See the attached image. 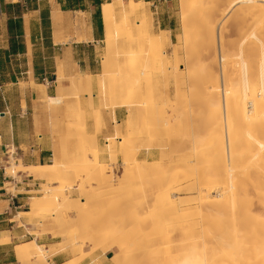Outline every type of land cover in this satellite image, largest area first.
Listing matches in <instances>:
<instances>
[{
  "label": "bare ground",
  "instance_id": "bare-ground-1",
  "mask_svg": "<svg viewBox=\"0 0 264 264\" xmlns=\"http://www.w3.org/2000/svg\"><path fill=\"white\" fill-rule=\"evenodd\" d=\"M259 2L261 4H259ZM239 3L246 5L247 11L250 13L249 15H251V21L247 24V26L249 28V29L247 28L248 31H245V32H247V34L244 32L246 34V35L244 34V36H246V37L245 38L242 37L243 38L242 41L240 40L238 42V47H239L238 56L239 57L238 56L237 57H238V59L242 58L241 59V64H242L241 66H243V68H240V69H242L241 71L243 72V75L241 74L242 72H240V74L242 75V76L240 75L242 77L240 82H239L240 84H238V85L232 84V85H228L227 87H225L226 83H228L229 80H228V82H225V84H223V86L225 85L223 92H222V94L224 95L223 96L224 102H222L224 107H223V110L219 111L218 115H219L220 120L218 119L217 121L218 122L220 121L219 124L220 123L223 124L224 121L228 123V124L226 123L228 125L227 126L228 134L225 137H224V135H225L224 133H223L224 135L222 134L223 136L221 135L222 137L220 135H219L220 137L215 135L214 131H213L215 129V126H214V124L213 125L211 124L207 128L209 130L208 132L201 134L199 132H192L193 131V129H192V131L190 133H187L183 136L180 135V137H179L180 139L176 138L177 139V141H176L175 140L176 136L173 137V135H174L173 132H171L173 135H171L169 133V131H171L170 124H169L170 119L168 120L165 117V116H167L166 111L168 108L167 107L168 104L166 102H164L165 100L162 102V104L151 102L152 104L150 106H148L150 108V110H146V112H148L149 114H150V112H153V116L155 114V118L157 117V120H160L161 118H163L162 119L163 121H157L156 122L155 119L151 121V122H153V121L156 122L155 125L153 124L154 125L153 129H155V133L157 135L154 138L155 140H157V142L155 141L156 144H154V146H156L155 148L159 149L160 156H162V157H160V159H161L160 161H158L156 163L151 162V164L149 163V161H148L149 164L145 163V162H143V163L138 162L137 163L133 158V160L136 162L134 165L138 169V171H140V172H144L145 170L147 172L149 169L152 170V168H154V171L158 170V166L163 165V164L169 165V170L167 172V176L165 177V179H166L165 182L159 183L158 186H156L157 188L156 187H155L156 189L154 188L155 189V191L153 193L154 196H153V198H151V201H150V202H152V207H153V210L155 212L154 217L151 218L150 220H147V219L142 220L141 217L145 216V215H141V217H140V213L142 212V211L140 212V210H142V207H146V206H144V204L146 203V199H145L146 195H144L145 197L142 196L141 198H138V200H136L135 203L133 202L134 205L131 206V207H133L132 211H131V209L127 208L129 211H131V213L128 215V217L126 219H124V222L121 223L122 226L127 227V229L129 227L134 226L135 227L134 230L138 229V232H139L138 234L140 236L142 235V237L143 236L146 237L145 239L149 238L148 241L146 242V246H148V251L144 250V253L142 256L143 258H144V254L146 251L147 253H149V255L151 257H153L152 259H154L156 261L162 260L166 264L167 263L169 264V262H171V261L175 264H264V215L261 216L258 213V211L254 212V210H253L255 201L264 208V32H263L264 31V25H262V23L264 22V5H262V4H264V0H230L229 6H235ZM204 4L205 3H203L201 0H185L184 1L183 7L186 8V16L185 17L188 19L186 20V18H185L186 22L184 21L183 27H185V28H183V31L185 30L186 32L187 31H189V33L191 32L192 35L195 37V39H194V37H192V39H194V40H196V38L200 39V40L204 39L203 34H204V32L207 31L208 33H211V35L209 37L210 43L215 45L216 44V38H217L215 35H217V34H214V33H216L215 31L217 29L215 30L214 29L215 26L212 27V25L208 24L207 21H205V19H203V17H199L201 14L198 15L199 10L204 7ZM153 5H154L153 1H145V0H109V1H105L102 3L101 13H102V20H103V23H104V26L106 29L105 42L107 44L106 46L108 47L107 52H109L111 50L113 53L116 54V50H113V48H115L116 43L118 42L119 38L122 36L124 37V35H125V37L128 38L127 40L129 42L137 40L136 34L132 30H130V29H132L130 24L133 21V19L141 13H142V15H144V18L141 21L137 22L138 26L147 25L148 22H151V17L147 14V9H151L153 7ZM202 10L208 11V7L206 9L204 7V9H202ZM202 12H204V11H202ZM203 15L204 14H202V16ZM62 16H63V11L60 8H58L54 12V15H53V20H54L53 22L55 25H59L62 22V20H63ZM129 26H130V28H129ZM188 26H189V28H188ZM217 26H218V24H217ZM243 28L246 29V27H243ZM212 29H214V30H212ZM141 33H142V31H141ZM147 34H148V36L144 34L145 35L144 38H146L144 40L146 43L148 42V44H145V47L144 46L139 47L136 50H132V51L127 50V51H129L127 54L131 55L132 53L135 52V56H136V54L137 55L139 54L141 56V54H143V52H148L149 54H147V59L149 58V61L147 60L145 62V59H146L145 56H143L144 60H142L143 58L140 57L141 61H143V64H140V65H138V64L136 65V63L133 64L134 66L132 68L127 69L126 74L127 73L130 74V72L131 73L133 72L131 77L134 80H136L139 84H141L140 81H142V77H140L141 74H143V76H144L145 73L147 72V76H146L147 79H149V80L151 79L149 77L151 76L150 73L152 74V72L149 71V73H148V70H147L148 64H149V66L154 67L157 70V72H159L160 74H165L169 69L170 70L172 69L173 72L175 71L174 72L175 77L179 73L183 74V72L178 71L179 70L178 68L180 67L179 64L183 63L181 59H177V57H176V56H178L177 54H179L178 50L175 51L174 57L176 59H173V60L170 59V57L168 55H166V53H165L166 50L165 51L163 50L164 43L167 41L166 29H161V32L159 34H156L153 31H151L149 33L147 32ZM204 35H206V34H204ZM242 35H243V33L241 34V36ZM185 36L183 38L187 39L188 38L187 34ZM241 36H239V38ZM220 37H222V34ZM180 38L183 39L182 37H180ZM186 39H185L186 42L191 41V40H188V39L186 40ZM220 40L222 42V40H224V38H220ZM246 40H247V43H245ZM201 41L204 43V40H201ZM181 42H183V41L181 40L180 43ZM189 43L187 42L185 44L189 45ZM207 43L210 44L208 42V40H207ZM177 44H179V43H177ZM182 44H184V43H182ZM182 44L180 46H182ZM198 44L197 45L192 44V45H194L192 47L193 48L195 47L194 50L195 49L198 50V48H199ZM127 45H129V44H127ZM125 46H126V44H125ZM166 46H167V44H166ZM190 46H191V44H190ZM121 47H119V48H121ZM192 47H190V49H192L191 51L194 53ZM207 47L208 46H205V49H208ZM129 48H131V47L129 46L128 49ZM201 48H203V44H202ZM111 51H110V53H106V56L104 57V63L108 68H110V61L112 58V52ZM120 51L121 50H118L117 52H120ZM224 51L225 50H223V52ZM228 51H227V53H228ZM198 52H200V51H198ZM214 52H215L214 58L216 59V57H218L216 55H217V53H219L218 49H215ZM232 52L235 55L236 52L235 53H234V51H232ZM232 52H229V53H232ZM120 54H123V52H120ZM224 54L227 55L226 53H224ZM224 54L222 56L223 60L226 59V56H224ZM233 54H231V56ZM148 55L150 57H148ZM245 56H246V58L247 57L250 58V63L247 62V60L245 59ZM234 57H236V55ZM134 59H136V58L134 57ZM229 60L230 59H228V62H229ZM231 60H233V59H231ZM231 60H230V62H231ZM239 60L234 59V62L235 61L237 62ZM225 61H227V60H225ZM234 62L233 63L231 62V65L234 64ZM180 65H182V64H180ZM226 65L229 66L230 63H228ZM223 66H225L224 62H223ZM223 66H222V68H223ZM236 66H239V64H236ZM31 67L32 66H30V69H31ZM233 67H231V69ZM116 68L119 69L118 66ZM235 69L233 71H236ZM172 70H171V72H172ZM224 71H223V73H224ZM171 72L168 74L172 75ZM60 74H63V73L60 71ZM148 74L150 76H148ZM182 74H181V76L183 78L184 75H182ZM75 75H77V74H75ZM88 76L89 75H87L86 77H88ZM98 77L100 79L99 81H103V78H102L103 74L102 73H100L98 75ZM228 77H229V75H228ZM234 77H235V75H234ZM75 78L76 79L73 80V83H72L73 87H81L83 84H85V79H84V77H82V75L78 74ZM149 80L147 82H149V84H150L151 80L150 81ZM145 82H146V80H145ZM207 82H208V80H207ZM33 84H35L34 81H33ZM41 84H36V86H41ZM132 84L133 83H130L128 85L126 84L127 86H125V87H127V88H126L124 94L128 95V93L131 92L130 98H132V96L138 98L139 94H140V97L143 98L141 95L142 91L140 93L138 92L140 89L138 91H136L138 89L137 86H139V85L135 86ZM151 84H150V86L152 87ZM230 84H231V82H230ZM208 85H209V83H208ZM141 86H139V88H141ZM146 86H148V84L147 85L145 84V87ZM218 86H220V84H218ZM88 87H90V85H88ZM206 87H207V85L205 86V88ZM215 89H217V88L212 87V86L210 88L206 89L207 94H206L205 99L208 102H210L209 104H211L212 100H215V99H213V96L215 95L214 92H216ZM40 90L41 89H39V91ZM89 90H90V88H89ZM219 90H221V89H219ZM196 91L197 90H195L194 92H196ZM76 94H77V92H76ZM191 96H192V94H191ZM39 97H41L42 99L46 97L47 100L51 103L57 104V102H60V98H58L56 96H48L44 89H42L39 92ZM203 97H202V99H204ZM169 99H170V96H169ZM189 99L191 100V98H189ZM37 100H40V99H37ZM129 100H131V99H129ZM138 100L141 101L142 99L138 98ZM159 100L161 101V99H159ZM193 100H194V98H193ZM126 101H128V100H126ZM218 101H219V98H218ZM130 103H131L130 101H128V103L126 102V104H124V106H126V107L130 106ZM133 103H136V102H133ZM139 103L142 104V102H139ZM145 105H147V104H145ZM218 105H219V102H218ZM176 106H178V105H176ZM148 107H147V109H149ZM182 107H183V105H182ZM132 108H130V109H132ZM182 109H184V108H182ZM137 110H138V108H137ZM173 110H174L175 114L173 112H171V113H173L174 114L173 116H176V118H179L177 121L180 122L181 118H183V117L186 119V116L188 114L183 113V112L188 111V110L185 109V111L183 110L182 113H180L178 111V109L177 110L173 109ZM113 115H115V114H113ZM182 115H184V116H182ZM133 116H130V118H128V120L126 121L127 123L124 127L125 132L127 134V138H128V135H130V132L133 130V124L132 123L136 121V118H133ZM142 120H144V119H142ZM172 120H174V118ZM211 120H213V118ZM146 121H147V119L144 121V123ZM151 122L149 121L150 125H149V123H147V125H148L147 126L145 123V125L143 126V121H142V124H141L142 126H140L141 129H143L144 132L147 131L146 129H148V128L151 130V128H150L152 125ZM176 123H178V122H176ZM212 123H213V121H212ZM146 126H147V128H146ZM175 126L176 125L173 126L174 131H175V129H174ZM221 127H222V125H221ZM223 128L221 130H225V128L224 129ZM195 129H196V127H195ZM121 131H120V133L122 134ZM164 131L167 133L166 135L163 134ZM146 133L147 132H145L144 134H146ZM149 133H151V131L150 132L148 131V134ZM141 135H143V134H141ZM152 135H153V133H152ZM172 137L174 138V140L171 141ZM116 138H119L121 140L122 137L109 136L106 138L105 145H106V147H109V150L115 151V148L117 146L116 142H115ZM165 138L168 139L167 140L168 145L166 144ZM137 144H138V142H137ZM174 144H177V145L184 144V145H186V148L188 146L189 147V149H188L189 153L187 155L181 157L179 160L175 159L173 156L169 157L168 155H166V153H168L170 151V149L172 150V146ZM121 145L122 144H120V146ZM129 145H127V143L126 144L124 143V145H122V146H124L123 148H127L125 146H129ZM128 149L129 148H127L126 150H128ZM147 149H148V147H147ZM126 150H125V153H126ZM178 150H179V148H178ZM188 150H186V152ZM113 151H111V153ZM64 152H65V150H64ZM97 152H95V156L92 157V160H91L92 163H89L88 165H92L94 163V165L96 167L99 164L100 161H99V157L97 155ZM115 152H113V153H115ZM127 152H129V151H127ZM130 152H132V151H130ZM170 153H174V151L173 152L170 151ZM184 154H186V153H184ZM83 155H84V153H83ZM52 158H53V162L46 163V164H37L35 166L15 164L14 168H12V166L6 168V174L11 175V174H16L17 171H19V172L22 171V172H28L29 174L33 175L34 178L35 177L36 178H45V179L48 178V179L52 180V182H54L58 179H60L61 181L65 180V179L67 180V178L69 177L68 174L65 172V175H64L65 177L62 176V174H61V173H64L62 171L63 170L62 167L65 163L64 153L58 151L56 148ZM78 158H79L80 163H85L86 160L88 159V156L85 155V157L81 156ZM78 158L76 157V159H78ZM130 158L129 159L125 158V160L130 161L132 159V158L131 159ZM75 163H78V161H76ZM177 163L181 164V165H178ZM114 166H116V165H114ZM16 168H18V169H16ZM123 169H125L126 174H128L127 176L130 175V177H131L134 174L132 172V169H130V166L128 165V163H125V168H123ZM110 171H112V170L110 169ZM200 172H201V174H200ZM90 173L92 176L97 175L100 177L101 174L102 175L105 174V168L103 166L101 171L100 170L99 171L93 170V171H90ZM135 173H136V171H135ZM136 175H139V174L137 173ZM136 175H134V177ZM108 176H113V175L111 173V175H108ZM221 176H223V177H221ZM105 177H106V175H105ZM136 177H138V176H136ZM136 177H135V179H136ZM130 179H132V178H130ZM130 179H128L129 182H130ZM108 180L109 179H107V182H108ZM121 181H123V180L120 179L119 183ZM126 181H127V179H126ZM82 182L83 181L81 180L80 186L84 187L85 183L84 182L82 183ZM66 183L67 182L63 181L62 186H59V187H54L53 185L49 184L45 187V189H44L45 194H43V196L33 197L34 201L31 203L30 209L20 210L18 212V215H16L17 216L16 218L18 219L19 224L23 223L22 220L20 219L21 215H34L36 213H43V214L48 213V214H50V212H52V210L61 209V211L63 213L62 212L57 213V218H56L57 224H59V226L62 223H64L65 226L68 223H71V225H73L70 218H68V216L66 215V213H64V210H63V208H65L66 206L67 207L70 206V208H72L76 212V209H75L76 204L75 203L72 205L70 204L71 198L69 196V193L67 192V189H69V188H67ZM109 183H110V181H109ZM119 183H117V185ZM121 183H120V185H121ZM111 189L112 188H110V190ZM180 190L189 191V192L197 191V193L199 192L200 198L197 199L196 202L192 201V200L184 201L185 199H182L183 197L180 198L181 200H176L175 192L180 191ZM129 192H131V191H129ZM129 192H126V193H129ZM109 193H111V191ZM149 197H152V196H149ZM82 198H83V196H82ZM1 200H2V198H1ZM95 202L97 203V201H95ZM95 202H94V204H95ZM83 205H84V202H83ZM3 206H4V204L0 203V209ZM87 208H86V212H87V210L90 211L89 208L88 209ZM97 208L98 207H96V209ZM93 209L94 208H92L91 210L95 211ZM78 211H77V213H78ZM79 212H81V211H79ZM86 212H85V210H84V212H81L83 214L84 218H87V216L89 215V212H87L88 215L86 216V214H87ZM91 212H90V215L92 217ZM100 215H102V214H100ZM80 216H82V215H80ZM80 216H78V218ZM147 216H149V215H147ZM98 217H99V215H98ZM91 219L89 220V222L91 221ZM102 219H103V217H102ZM112 219H114V218H112ZM120 219L122 220L123 218L121 217ZM119 220H116V221L118 222ZM83 221H85V220H83ZM113 222L111 224H113ZM117 222H115V224ZM104 223H100L101 226ZM83 224L84 223H82L81 225H83ZM85 225H88V224H84L83 226H85ZM96 225L99 227L98 224H96ZM108 226L106 224V227H108ZM91 227H93V226H91ZM111 227H109L108 229H110ZM74 228H75V226H74ZM87 228H88V226H87ZM77 229L78 228L76 226V230ZM91 229H93V228H91ZM104 229H107V228H104ZM31 230H33V229H31ZM81 230H83V229H81ZM122 231L124 232L125 230L122 229ZM103 232H101V233H103ZM134 234L131 233V235H134ZM136 234H137V232H136ZM117 235H115L114 237L113 236L111 237V235H110V237L112 238L111 240H108V242L110 241V243L109 244L107 243L108 245L105 244L107 247V248L105 247V249L111 248L115 245H118L120 247V251H116L115 253H113L112 256L110 255L111 256L110 259L112 260V262L114 261V264H121L122 261L124 262L125 260H128V259H129V261H131V259L134 257V256L133 257L131 256V253L134 250L130 253V250H132V249H130L131 247H129L130 244L132 245V241L130 240L131 243L129 244V240L127 239L128 236L117 237ZM125 235H126V233H125ZM8 236L9 235L6 234V232L1 231L0 232V244L5 243L8 240ZM93 237H92V239H93ZM99 237H102V236H99ZM85 239H83V241ZM100 239H102V238H100ZM138 239H140V238H138ZM94 240H96V237L94 238ZM94 240H92L91 244L93 243L96 245V243H97V245H98V241H100V240H96V243ZM85 241H87V240H85ZM89 241H90V239H89ZM134 241H133V243H134ZM147 243L149 245H147ZM82 244H84V243H82ZM93 244H92V248H93ZM164 244H168L167 247L164 248ZM102 245H104V243H102ZM67 246H68V244H67ZM101 247L103 248V246H101ZM143 247L145 248V246H143ZM75 249L77 250V248H75ZM93 249H92V251H93ZM173 249L175 250L174 252H173ZM17 250H18V258L20 260V264H49L50 263L45 258L49 249H47L43 245L37 243V241L35 239H33L31 241L30 245L17 246ZM76 250H73V251H76ZM102 250L104 251V248ZM180 250L182 251V254H181ZM92 251H89L88 254ZM80 252H81V254H83L82 252L85 253L86 251H84V250L81 251V248H80ZM94 252H95V250H94ZM155 254H156V256H155ZM89 255L91 256V254H89ZM132 255H135V254H132ZM161 255H162V257L159 258ZM146 256L148 257L147 260H150L149 256L148 255H146ZM180 256H182L181 257L182 259L180 258ZM136 257L137 256L135 255L134 258H136ZM32 258H34V260ZM83 258H85V257H82V259ZM178 259L181 260L180 263H178L179 262ZM95 260H97V259H95ZM174 260H175V262H174ZM73 261L75 262L74 258H73ZM176 261H178V262L176 263ZM71 262H72V260H71ZM128 263L130 264L132 262H128ZM72 264H74V263L72 262Z\"/></svg>",
  "mask_w": 264,
  "mask_h": 264
},
{
  "label": "rangeland",
  "instance_id": "rangeland-1",
  "mask_svg": "<svg viewBox=\"0 0 264 264\" xmlns=\"http://www.w3.org/2000/svg\"><path fill=\"white\" fill-rule=\"evenodd\" d=\"M150 1L154 2L153 7L151 9H147V14L151 17V22H148L147 25L138 26L137 22L141 21L144 18V15H142V13L133 19V21L130 24L132 29H130V30H132L136 34L137 40L129 42L127 40L128 38L125 37V35H124V37L121 35L122 37L119 38L118 42L116 43L115 48H113V50H116V54L110 50L112 52V58L110 61V68H108L104 63V57L106 56V53H110V51L107 52L108 47L106 46L107 44L105 42V39L98 46L99 47L98 54L100 55V57H102L100 59V66L102 68L101 73L103 74V77H102L103 81H99V84H100L99 98H100L102 106L114 108L116 105H120V104L124 105V104H126V102L128 103V101H130L131 107L130 106H128V107L129 108L133 107V108L129 110V115L130 116L134 115L133 118H136V121L132 123L133 124V130L130 132V135H128V138H127V134H126L125 129H124L127 122H124L122 124H118L115 122L114 132L109 134L107 137H109V136L122 137L121 140L119 138H116V140H115L116 145H117L116 146L117 149L115 148L116 152L113 150H109V147H106L105 142H106L107 137L105 138V140H102L101 142H99L97 140L96 135L92 134L88 131L87 117L85 115V108L80 103L79 96H80V94H82L84 92H88L89 96H90V101L93 102L91 87L87 88V86L85 84L82 85L83 87L81 86L82 88L81 87H73L72 83H73V80L76 79L75 78L76 76L69 77L68 79H66V75H64L63 66L61 63H59L57 66V79H56V77L53 78L49 75L44 76L43 78H40L38 81L41 82L42 84H41V86H37V94H35L34 96H30L34 100H32V99L30 100L27 97L29 99V106L32 107V109H30V110H31L32 114H34V118L37 122L36 123V133L37 134L41 133V128L39 125V119L37 116L39 115L40 112L45 111L46 107H43V106L46 102L48 103L47 107L49 108V111H51L50 126L52 128L51 129L52 132H50V133L54 136L53 140L56 142V146L54 147V151L57 148L58 151L64 153L65 163L62 167V169H63L62 171L64 173H61V174H62V176H64L65 172H66L69 177L67 178V180L65 179V180L61 181L60 179H58V180L52 182V180H50L48 178H46V179L45 178H36V177L34 178V176L29 174L28 172L17 171L16 174H11L6 178V180H5L6 183L4 185V189H2L0 191V203L4 204V206L0 209V212H2V213H0V229H6L7 231H3V232H6V234L9 235L8 240L5 243L11 241L12 238H14V236H15L14 240L16 243H18L15 245V248H14L16 255H17V262L15 264H20V260L18 258L17 246L30 245V243L33 239H35L37 241L36 236L39 237V236H43V235L48 234V233L51 234L52 240L59 241L58 244L53 245V246L43 245L45 248L49 249V251L47 252V255L45 257L48 260V262H50L49 264H53L51 261L52 255L58 251L70 252L72 254V257L75 259L76 263L73 261V258L71 259L74 264H79L82 261H85L86 259H88V262H90V263L94 262L93 264H100L101 261H100L99 257L101 255V253H103L102 249L104 248V251L107 250V249H105V247H106L105 244H107V243L109 244L110 241L108 242V240H111L112 239L111 237L112 236L114 237L117 234H118L117 237L128 236L127 239L129 240V244L132 241V245L130 244V246H129V247H131L130 249H132V250H130V253L134 250L131 253V256L132 257L133 256L135 257V255L137 256L136 258H134V257L132 259L130 258L131 261H129V259L125 260L124 262L122 261L121 264H129L128 262H132L130 264H166L162 260L156 261V260L152 259L153 257H151L149 255V253L146 252V251H148V246H146V242L148 241L149 238L145 239L146 237L143 236L144 237L143 238L142 235L140 236L138 234L139 233L138 229L134 230V228H135L134 226L129 227L127 229V227H123L121 224L124 222V219H126L128 217V215L131 213V211L133 210V207H131V206L134 205L135 201L138 200V198H141L144 195H146L145 199H146L147 204L145 203L146 205L144 204V206H146V207H142V210H140V212L142 211L140 213V217H141V215H145V216L141 217L142 220L143 219L150 220L151 218L154 217L155 212H154L153 207H152V202H150V201H151V198H153V196H154L153 193H154L155 189L157 188L156 186H158V184L161 182H165V180H166L165 177L167 176V172L169 170V165L163 164V165L158 166V170L154 171V168H152V170L149 169L147 172H146V170L145 171L143 170L144 172H140V171H138V169L134 165L136 162L137 163L138 162L139 163L140 162L148 163V161H149L150 164H151V162L156 163V162L160 161L161 160L160 157H162V156H160L159 149L155 148L156 146H154V144H156V142H157V140H155L154 138L157 135L155 133V129H153V128H154L155 123L157 121H163L162 120L163 118H161L160 120H157V117L155 118V114L153 116V112H150V114H149L148 112H146V110H150V108L148 106H150L152 103L155 102V103L162 104V102L165 100L164 102H166L168 104V106H167L168 108L166 107L167 108V111H166L167 116H165V117L168 120L170 119L169 124H170L171 131H169V133L171 135L174 134L173 137L176 136L175 137L176 141L180 137V135L183 136L187 133H190L192 131V129H193L192 132H199L201 134L208 132L209 130L207 128L211 124L212 125L214 124V126H215V129L213 130L215 135L221 136L224 133L225 135L224 134L223 135L225 137L228 134V129H227L228 123L224 121L223 124H221V123L219 124L220 121L219 122L217 121L219 119V115H218L219 111L223 110V107H224L223 103H222V102H224V97H223L224 95L222 94V92H223L225 85L223 86V84H225V82H228V80H229V82L226 83L225 87H227L228 85H232V84L233 85L234 84H237V85L240 84L239 82L242 78L241 76L243 75V72L241 71L242 69H240V68H243V66H241L242 65L241 64L242 58H239L240 60L238 59V57H239L238 56V52H239L238 42L240 40L242 41V39L246 37V36H244V34L245 33L247 34V32H245V31H248L247 30V28H248L247 24L251 21V15H249L250 13L247 11L246 5H244L242 3L241 4L239 3L235 6H229L230 0H201L203 3H205L204 4L205 9L208 7V11L202 10V9H204V7L201 8L199 10V13H198V15L201 14L199 17H203V19H205V21H207L208 24H211L212 27L215 26L214 27L215 30L217 29L215 31L216 33H214V34H217L215 36L218 39L216 38V44L214 45V44L210 43L209 37H210L211 33H208L207 31H206L207 33L204 32V34H206V35L203 34L204 39H201V40H204V43L200 39H197V38H196V40H194L195 37L192 35L191 32H190L191 33L190 34L189 31H187V32L185 30L183 31V28H185V27H183L184 21L186 22V20L188 19L185 17L186 16V8L183 7L185 0H150ZM259 4H261V3L259 2ZM262 5H264V4H262ZM202 11H204V12H202ZM80 14L81 13H79V15ZM202 14H204V15L202 16ZM185 18H186V20H185ZM78 19L85 20V16L81 15V17L80 18L78 17ZM217 24H218V26H217ZM241 25L243 27H246V29L243 28ZM262 25H264V22L262 23ZM130 26H129V28H130ZM77 28H79V26ZM188 28H189V26H188ZM161 29H166V32H167V41L164 43L163 50L164 51L166 50V52H165L166 55H168L170 57V59H172V60L176 59L174 57L175 51L178 50L179 54H177L178 56H176V57H177V59H181L183 62V63H180L182 65L179 64L180 67L178 68L179 69L178 71L183 72V74L182 73L177 74L178 77L176 76L177 77L176 78L174 76L175 71L173 72L172 69L171 70L173 73L169 69L165 74H160L159 72H157V70L154 67H151L148 64V67H147L148 73H149V71L152 72V74L150 73L151 76L148 74V76H150L149 78H151L150 80H151L152 84L151 83L150 84L152 85V87L150 86L149 82H147L149 80L146 77L147 72L145 73L144 76H143V74L140 75V77H142V81H140L141 84H139L136 80H134L131 77L133 72L132 73L130 72V74L129 73L126 74V71H127V69L132 68L134 66L133 64H135V63H136V65L137 64L138 65L143 64V61H141L140 57H142L143 58L142 60H144L143 56H145L146 57L145 62L147 60L149 61V58L147 59V54H149V53L143 52V54H141V56L139 54L138 55L136 54V56H135V52L132 53L131 55H129L127 53L129 51L136 50L139 47H143V46L145 47V44H148V42L146 43L144 40V39H146V38H144V36L145 35L148 36L147 32L149 33L151 31H153L156 34H159L161 32ZM214 29H212V30H214ZM141 31H142V33H141ZM242 33H243V35L241 36ZM186 34L188 37L187 39L191 40V41H187L188 43L190 42L189 45L185 44V43H187L185 41L186 38H183ZM221 34H222V37H220ZM239 36H241V37L239 38ZM180 37H182L183 39H181ZM192 37H194V39H192ZM105 38H106V29H105ZM220 38H224V40H222V42H221ZM181 40L183 42L180 43ZM207 40L210 44L207 43ZM200 42L203 44L204 49L201 48L202 44ZM177 43H179V44H177ZM182 43H184V44H182ZM245 43H247V40L245 41ZM125 44H126V46H125ZM127 44H129V45H127ZM166 44H167V46H166ZM181 44H182V46H180ZM190 44H191V46H190ZM192 44H194V45L198 44L199 48L196 46L198 48V50L195 49L196 50L195 51L194 50L195 47L193 48L192 46H194V45H192ZM129 46L131 48L128 49ZM189 46L193 48L194 53L191 51L192 49H190ZM205 46H208L207 47L208 49H205ZM119 47H121V48H119ZM215 49H218V52H219L216 55V56H218V57H216V59L214 58L215 57V54H214ZM118 50H121L120 52H123V54H120V52H117ZM127 50H129V51H127ZM223 50H225L226 52L225 51L223 52ZM198 51H200V52H198ZM227 51H228V53H227ZM232 51H234V53L236 52L235 53L236 57H234L235 55L233 54ZM229 52H232V53H229ZM224 53H226L227 55H225ZM223 54H224V56H226L225 60H227V61L222 59ZM231 54H233L234 56L233 55L231 56ZM134 57L136 59H134ZM148 57H150V56L148 55ZM228 59H230V60L233 59V60H231L232 63L234 62V59L239 60V61H237V62L235 61L234 64L231 65V62H230V60L228 62ZM245 59L247 60V62L250 63V58H248V57L246 58V56H245ZM223 62H224L225 66H223ZM228 63H230L229 66L226 65ZM236 64H239V66H236ZM117 66L119 67V69L116 68ZM222 66H223V68H222ZM233 66L234 67L236 66L235 67L236 69ZM231 67H233V68L231 69ZM234 69L237 72L233 71ZM51 70L54 71L55 68H51ZM60 71L63 74H60ZM169 71L171 72L172 75L168 74V73H170ZM223 71H224V73H223ZM240 72H242L241 73L242 75L240 74ZM181 74L184 75L183 78H182ZM228 75L230 78L228 77ZM234 75H235V77H234ZM7 78L10 79V77H7ZM144 79L146 80V82ZM207 80H208V82H207ZM230 82H231V84H230ZM130 83H133L132 85H135V86L136 85H139V86L142 85L141 88H139V86H137L138 89L136 91H138L139 89H140L138 91L139 93L142 91L141 95L144 99L140 97V94H139L138 98L142 99L144 102L142 100L141 101L138 100V98H136L134 96H132V98H130L131 92H129L128 95L124 94V92L127 88L125 86H127ZM208 83H209V85H208ZM55 84L57 85V89H58L57 97L60 98V102H57V104L51 103L47 100L46 97L43 99L41 97H39V92L42 89H44L47 94L54 95ZM66 84H68V86H65ZM145 84L146 85L148 84V86L145 87ZM205 84L207 85L206 88H205V86H206ZM218 84H220L221 87L218 86ZM24 86H26L25 83H20V85L15 84L11 87V89L7 90V92L10 94V99L13 100L15 103V107H14L15 110L19 108L18 102L20 101V99L26 98V94L22 90ZM211 86L215 87L217 89H215L216 92H214L215 95L213 96V99H215V100H212L211 104H209L210 102H208L205 99V97L207 94L206 89L210 88ZM5 88L6 87H4V89ZM89 88H90V90H89ZM39 89H41V90L39 91ZM219 89H221V90H219ZM195 90H197V91L194 92ZM76 92H77V94H76ZM191 94H192V96H191ZM169 96H170V99H169ZM202 97L204 99H202ZM189 98H191V100ZM193 98H194V100H193ZM218 98H219V101H218ZM37 99H40V100H37ZM129 99H131V100H129ZM159 99H161V101ZM126 100H128V101H126ZM133 102H136V103H133ZM139 102H142V104ZM218 102H219V105H218ZM145 104H147V105H145ZM176 105H178V106H176ZM182 105H183V107H182ZM60 107L63 108L62 112L56 111ZM147 107L149 109H147ZM137 108H138V110H137ZM182 108H184V109H182ZM173 109H175V110L178 109V111L180 113H182L183 110L185 111V109L188 110V111L183 112V113L188 114L186 116V119L183 117V118H181L180 122L177 121L179 118H176V116H173L175 114ZM99 112H100V110H95V114H99ZM171 112H173L174 114ZM130 116H128V118H130ZM182 116H184V115H182ZM97 117H99V116L97 115ZM173 118H174V120H172ZM212 118H213V120H211ZM142 119H144V120H142ZM146 119L148 121V122L146 121L147 123H149V121L151 122L154 119L156 120V122L155 121L151 122V124H152L150 127L151 130L149 128H148L149 130L146 129L147 131H145V132H147V133L144 134L145 132L143 131V129H141L140 126H142L141 125L142 121H143V126L145 125L146 122L144 123V121ZM212 121H213V123H212ZM176 122H178V123H176ZM147 123H146V125H147ZM173 124L176 125L174 127L175 131L173 130V126H174ZM97 125H98L97 126V131H98L102 127L101 122L99 121L97 123ZM149 125H150V123H149ZM221 125H222V127H221ZM147 126H146V128H147ZM195 127H196V129H195ZM223 127L225 128V130H221ZM120 131L122 132V134L120 133ZM148 131L149 132L151 131V133L148 134ZM171 132H173V134ZM152 133H153V135H152ZM141 134H143V135H141ZM163 134L166 135L167 133L164 131ZM173 137L171 138V141L174 140ZM165 139H166L165 141L167 144L168 139L167 138H165ZM137 142H138V144H137ZM124 143L125 144L127 143V145L130 144L129 146H125V147L129 148L128 150H126L127 148H123L124 146H122V145H124ZM120 144H122V145L120 146ZM147 147H148V149H147ZM178 148H179V150H178ZM124 149L126 150V153H125ZM188 149H189V147L187 146V148H186V145H184V144H179V145L174 144L172 146V150L170 149V151L171 152L174 151V153H170V151H169L168 153H166V155H168L169 157L173 156L175 159L179 160L181 157H183L189 153ZM64 150H65V152H64ZM186 150H188V151L186 152ZM111 151L115 152L116 154L113 152L111 153ZM127 151H129V152L132 151V152L129 153ZM14 152H15L14 147H12V150H9L8 154L3 155V159H2L3 168L4 167L7 168V167H11V166H12V168H14L15 164H23L22 160L18 159L17 158L18 156L16 154H14ZM95 152H97V155H98L99 161H100L96 167H95L94 163L92 165H88L89 163H92L91 160H92V157L95 156ZM83 153H84V155H83ZM184 153H186V154H184ZM85 155L88 156V159L86 160L85 163H80L78 157H81V156L85 157ZM76 157L78 159H76ZM125 158L126 159L130 158L131 160L130 161L125 160ZM133 158L136 162L133 160ZM76 161H78V163H75ZM50 162H53V158L48 163H50ZM125 163H128V165L130 166V169H132V172L134 173L131 177H130V175L127 176L128 174H126L125 169H123V168H125ZM23 165H25V164H23ZM114 165H116L117 167ZM178 165H181V164H178ZM27 166H35V165H27ZM103 166L105 168V174H103V175L101 174L100 177L97 175L96 176L91 175L90 171H93V170H95V171L100 170L101 171ZM16 169H18V168H16ZM110 169L112 171H110ZM135 171H136V173H135ZM111 173L113 176H108V175H111ZM137 173L140 176L136 175ZM200 174H201V172H200ZM105 175H106V177H105ZM134 175L138 176L139 178L135 176L136 177V179H135ZM221 177H223V176H221ZM27 178L33 179V182L34 181L37 182V185H35V187H33V188H37L36 191L30 192L28 195V196H30V198H25V200L21 201L20 203H18L17 201L14 202L13 200H9L10 203L14 202V205L17 207L12 206V204L8 203V199L10 198V196L13 193H16L17 190H24V187L18 188L16 186V182H20L19 184H21ZM130 178H132V179H130ZM107 179H109L108 182H107ZM120 179L123 180V181H121L122 183L120 182L121 185L119 183ZM126 179H127V181H126ZM128 179H130V182ZM81 180L85 183L84 187L80 186ZM25 181H27V180H25ZM63 181L67 182L66 185H67V188H69V189H67V192L69 193V196L71 198L70 204L71 205L74 203L76 204L75 205L76 212L72 208H70V206H68V207L66 206L65 208H63V210H64V213H66V215L68 216V218H70L73 225L75 224L74 225L75 228L73 225H71V223L66 224V226L64 223L60 224V226H59V224H57V219H56L57 213L62 212L61 209L52 210V212H50V214H48V213L47 214L36 213L34 215H21L20 219L22 220L23 223L19 224V221L16 218L17 217L16 215H18V210L30 209L31 203L34 201L33 197L43 196V194H45L44 189L47 185L51 184L54 187H59V186H62ZM109 181H110V183H109ZM117 183H119V184L117 185ZM110 188H112V189L110 190ZM110 191H111V193H109ZM129 191H131V192H129ZM126 192H129V193H126ZM82 196H83V198H82ZM149 196H152V197H149ZM1 198H2V200H1ZM175 198H176V200H181L180 198H182V199H185L184 201L192 200V201L196 202L197 199H199L200 197H199V192L197 193V191L189 192V191L180 190V191L175 192ZM95 201H97V203ZM83 202H84V205H83ZM94 202H95V204H94ZM19 205H21L22 207L21 206L18 207ZM87 207L90 210V211L87 210V212H89V215L86 212ZM96 207H98V208L96 209ZM90 208L91 209L94 208L93 210H95V211H92ZM127 208L131 209V211H129ZM78 210L81 212H84V210H85V212L87 213L86 216L88 215L87 218L89 216H90L89 217L90 219L92 218L91 221L89 222V220H90L89 218L88 219L84 218L83 214L81 212H79ZM253 210H254V212L258 211V213L261 216L264 215V208L260 204H258L256 201H255ZM77 211H78V213H77ZM90 212L92 214V217L90 215ZM100 214H102V215H100ZM80 215H82V216H80ZM98 215H99V217H98ZM147 215H149V216H147ZM78 216H80V217L78 218ZM102 217H103V219H102ZM121 217L123 218L122 220L120 219ZM112 218H114V219H112ZM83 220H85V221H83ZM116 220H119V221L117 222ZM104 222L107 224V226L108 225L109 226L106 227V224ZM112 222H113V224H111ZM115 222H117V223L115 224ZM82 223L88 224V225L83 226L84 224L81 225ZM100 223H104V224H102V226H101ZM96 224H98L102 230ZM76 226L78 228L77 230H76ZM87 226L89 229L87 228ZM91 226H93V227H91ZM90 227L93 229H91ZM103 227L107 228V229H104ZM109 227H111V228L108 229ZM31 229H33V230H31ZM81 229H83V230H81ZM122 229L125 230L124 232L126 233V235L122 231ZM101 232H103V233H101ZM136 232H137V234H136ZM131 233H133V234L135 233V234L131 235ZM110 235H111V237H110ZM99 236H102V237H99ZM92 237H93V239H92ZM95 237H96V240H100V241H98V245L96 243V240H94ZM100 238H102V239H100ZM138 238H140V239H138ZM83 239H85L87 241H85V240L83 241ZM89 239H90V241H89ZM92 240H94L96 243V245L92 243L94 249L92 248V244H91ZM133 241H134V243H133ZM101 242L104 243V245H102ZM37 243L40 244L42 242L40 241ZM82 243H84V244H82ZM148 243H147V245H149ZM67 244H68V246H67ZM167 245L168 244H164V248L167 247ZM101 246H103V248ZM143 246H145V248ZM75 248H77V250ZM80 248H81V251H83V250L86 251L85 252L86 254L84 252H82L83 254H81ZM111 248L114 249L113 253H115L116 251H120V247L118 245H115ZM92 249H93V251H92ZM73 250H76V251H73ZM94 250H95V252H94ZM144 250H146V251L144 254V258H143L142 256H143ZM89 251H92L89 253V254H91V256L88 254ZM174 251L175 250L173 249V252ZM7 252L10 253V245L7 246L4 250L0 249V257H2V255H5ZM180 252L182 254L181 250H180ZM132 254H135V255H132ZM146 255L149 256L150 260H147L148 257ZM155 256H156V254H155ZM82 257H85V258L82 259ZM161 257H162V255L159 258H161ZM181 257L182 256H180V258ZM32 259L34 260V258H32ZM95 259H97V260H95ZM71 260L64 263V264H72ZM110 260H109L108 264H112V263L114 264V261L112 262V260L111 261ZM171 262H169V264ZM174 262H175V260H174ZM177 262L178 261H176V263ZM180 262H181V260H179L178 263H180ZM173 264H175V263H173Z\"/></svg>",
  "mask_w": 264,
  "mask_h": 264
},
{
  "label": "crops",
  "instance_id": "crops-1",
  "mask_svg": "<svg viewBox=\"0 0 264 264\" xmlns=\"http://www.w3.org/2000/svg\"><path fill=\"white\" fill-rule=\"evenodd\" d=\"M104 1L108 0H103L101 5ZM71 2H78V7L70 6V0H0V191L4 189L5 180L9 176L6 174V167L3 168V155L8 154L12 147L15 150L14 154L25 165L45 164L52 160L56 142L50 133L51 111L47 107L48 103L43 106L46 107L45 111L37 116L41 128V133L37 134V122L30 110L32 107L29 106V99L34 100L30 96L37 94L36 84H41L38 81L40 78L49 75L57 79L59 63L63 66L66 79L80 74L85 79V85L87 87L90 85L93 102L91 103L88 92L80 94L79 99L85 108L88 131L95 134L99 142L114 132L115 122L122 124L128 119L130 110L128 106L123 104L114 108L102 106L99 98L98 75L102 70L100 66L102 57L98 54V46L105 39L101 5L94 0ZM58 8L63 11V20L59 25H55L53 14ZM81 15L85 16V20L78 19ZM29 65L32 66L31 69ZM86 74L89 76L86 77ZM20 83L26 84L22 89L26 98L20 99L19 108L15 110V103L10 99L7 90ZM57 93L55 84L54 95H47L57 97ZM62 109L60 107L56 111L62 112ZM95 110H100L99 114H95ZM99 121L102 127L97 131ZM25 180L21 184L16 182V186L24 187V190L13 193L8 203L9 200L20 203L25 198H30L28 196L30 192L36 191L37 188L33 187L37 182L30 178ZM14 202L10 204L15 206ZM1 231L7 230L0 229ZM14 238L0 244L1 250L10 245V253L7 252L0 257V264L17 262L14 248L18 243ZM36 238L37 242L41 241L40 244L45 246L59 243L52 240L50 233ZM113 252V248L103 251L99 257L100 264H108ZM72 258L70 252L58 251L52 255L51 261L53 264H64ZM91 263L86 259L79 264Z\"/></svg>",
  "mask_w": 264,
  "mask_h": 264
},
{
  "label": "trees",
  "instance_id": "trees-1",
  "mask_svg": "<svg viewBox=\"0 0 264 264\" xmlns=\"http://www.w3.org/2000/svg\"><path fill=\"white\" fill-rule=\"evenodd\" d=\"M71 1H74V0H70V6H72V7H76L77 5H78V2H71ZM75 1H77V0H75ZM98 5H101V2L103 1V0H94ZM78 7V6H77Z\"/></svg>",
  "mask_w": 264,
  "mask_h": 264
}]
</instances>
